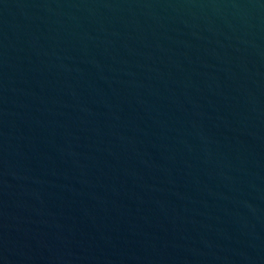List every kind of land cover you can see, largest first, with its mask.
Segmentation results:
<instances>
[{"label": "water", "instance_id": "1", "mask_svg": "<svg viewBox=\"0 0 264 264\" xmlns=\"http://www.w3.org/2000/svg\"><path fill=\"white\" fill-rule=\"evenodd\" d=\"M0 264H264V0H0Z\"/></svg>", "mask_w": 264, "mask_h": 264}]
</instances>
